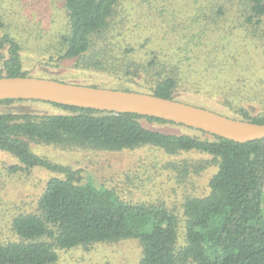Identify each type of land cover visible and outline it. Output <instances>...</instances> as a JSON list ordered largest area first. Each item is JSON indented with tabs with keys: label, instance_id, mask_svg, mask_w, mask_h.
I'll use <instances>...</instances> for the list:
<instances>
[{
	"label": "trees",
	"instance_id": "trees-1",
	"mask_svg": "<svg viewBox=\"0 0 264 264\" xmlns=\"http://www.w3.org/2000/svg\"><path fill=\"white\" fill-rule=\"evenodd\" d=\"M130 1L140 10L135 25L142 15L159 19V49L140 51L138 38L147 42L148 36L129 29L123 0H8L6 5L0 0V77L31 76L24 64L32 54L44 63L74 60L77 67L118 82L130 80L137 92L179 101L184 97L186 103L228 117L264 123V111L252 113L241 94L242 70L254 54L242 52L235 39L241 32L253 48L264 50V0ZM51 5L60 11V23L51 22ZM225 67L229 76L223 81L218 73ZM207 73L213 81L202 78ZM208 84L222 98L220 107L207 99L193 102ZM176 93L181 95L176 98ZM257 96L263 100L262 88ZM25 101L0 99V150L16 158L20 165L15 170L42 167L61 176L45 183L38 213L12 219L18 240L0 238V264H52L57 248L127 238L141 246L137 264H264V138L235 142L210 133L211 138L171 134L141 122L177 124L161 118L41 100L66 112L31 114L7 108ZM30 142L107 150L152 145L168 155L196 151L208 155L216 171L206 194L185 200L184 242L178 246V218L172 210L163 204L130 203L113 189L81 182L78 170L38 155ZM205 163L195 165V171Z\"/></svg>",
	"mask_w": 264,
	"mask_h": 264
},
{
	"label": "rangeland",
	"instance_id": "rangeland-1",
	"mask_svg": "<svg viewBox=\"0 0 264 264\" xmlns=\"http://www.w3.org/2000/svg\"><path fill=\"white\" fill-rule=\"evenodd\" d=\"M3 1L5 5L8 2V0ZM123 6L129 12L128 19L131 20L129 29H132V33L140 32L141 35L148 36L147 42L143 41V38H138L140 51L143 53L146 50L159 49V19L154 20L151 17L146 19L142 15L143 18L139 20V24L135 25V19L138 20V16H140V10H138L135 2L123 0ZM55 8L51 5L50 20L60 23V11ZM235 39L239 40L242 52L245 51L247 55L249 52L254 54L253 60L248 64V69L242 70L245 78L243 81L245 87L241 92L245 96L244 104L252 113L264 111V97L262 100L257 96L259 88L264 90V50L253 48L251 41L245 39L241 32L237 34ZM45 40L46 38H44V43ZM31 45V42L25 44L26 48H30ZM256 51L262 55L259 56ZM26 53L29 54L30 52L27 51ZM29 56L31 57L26 60L24 70L32 74L33 77L47 79L56 77L64 82L82 85L100 83L102 87L107 88L127 86L130 88L128 90L135 91L133 89L135 84L130 80L118 82L103 72L77 67L74 60L51 64L39 62L41 60L39 54ZM227 68L225 67L223 71L218 73L223 81H226L229 76ZM237 71L239 72V69L236 70L238 75ZM202 78L208 82L214 79L209 73L204 74ZM247 80L250 84L245 82ZM205 85H207L206 81ZM210 86L211 84H208L204 92L197 95L198 97H194L193 102L197 99H207V102L210 103L211 101L214 104L212 106L220 107L222 98L217 91H212ZM180 95L181 93H176V98ZM180 98L182 102L188 100L184 97ZM40 102L39 100H26L25 103L17 102L7 106V108L31 114L66 112V110L54 105ZM141 122L148 128L166 133L211 138V135L183 124L173 125L147 121L146 119H142ZM30 146L38 155L78 170L81 182L90 180L97 187L113 189L116 195L130 203L163 204L172 210L178 218V246L184 242L182 211L185 200L206 194L208 181L216 171V166L210 163L208 155L196 151H181L168 155L159 147L152 145L119 150L83 146L64 147L38 142H30ZM204 161H207V165L205 163L204 168L196 172L195 165ZM184 163L187 164L186 167L183 165ZM17 165L20 164L16 158L0 150V238L3 242L18 240L12 231V219L19 214L38 213L37 201L45 183L52 176H61L60 173L51 172L42 167L16 170L12 168ZM171 165L176 166V168L173 169ZM262 205L264 216V198ZM56 252L58 258L52 264H137L141 256V246L137 239L127 238L116 242L91 243L70 249L57 248Z\"/></svg>",
	"mask_w": 264,
	"mask_h": 264
},
{
	"label": "water",
	"instance_id": "water-1",
	"mask_svg": "<svg viewBox=\"0 0 264 264\" xmlns=\"http://www.w3.org/2000/svg\"><path fill=\"white\" fill-rule=\"evenodd\" d=\"M0 99L41 100L100 111L135 113L183 124L235 142L264 138V123L232 118L170 98L33 76L0 77Z\"/></svg>",
	"mask_w": 264,
	"mask_h": 264
}]
</instances>
